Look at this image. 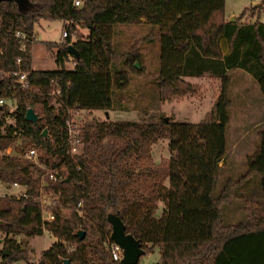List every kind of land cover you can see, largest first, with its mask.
<instances>
[{"label": "trees", "instance_id": "16d2710c", "mask_svg": "<svg viewBox=\"0 0 264 264\" xmlns=\"http://www.w3.org/2000/svg\"><path fill=\"white\" fill-rule=\"evenodd\" d=\"M263 4L261 0L252 7L256 15ZM246 12L230 21L224 0H81L78 7L72 0L0 2V93L18 99L11 113L0 107V181L27 188L26 198H0V264H32L14 236L39 237L44 232L56 241L40 252L39 264H120L108 249L109 214L140 243L143 255L157 248L156 264H264V204L246 202L243 220L235 224H226L220 210L231 206L235 190L251 176L259 178L264 194V125L245 156L244 174L221 179L231 72L251 77L264 103V23L257 21L258 15L254 22L241 20ZM42 20L60 21L66 34L60 43H44L56 49L53 71L30 68L34 28ZM141 23L149 27L147 33L126 51L115 50V26ZM15 32L30 41L24 51ZM143 43L158 46V82L162 77L218 80L216 123L88 117L111 108L113 90H123L129 75L144 74L139 50ZM69 46L76 56L68 54ZM68 55L70 69L64 67ZM17 70L26 73L25 91L8 89L15 85ZM52 89L59 91L58 100L50 96ZM66 108L83 114L82 146L72 157L65 148ZM27 109L36 115V124L24 119ZM158 140L167 141L171 155L155 164L151 146ZM9 148L16 153L32 148L39 162L65 168V178L48 186L58 195L52 221L41 222L38 204L30 199L37 186L30 161L6 155ZM78 203L81 217L75 213ZM158 203L163 208L156 217ZM62 242L72 249L67 251Z\"/></svg>", "mask_w": 264, "mask_h": 264}, {"label": "rangeland", "instance_id": "374dc122", "mask_svg": "<svg viewBox=\"0 0 264 264\" xmlns=\"http://www.w3.org/2000/svg\"><path fill=\"white\" fill-rule=\"evenodd\" d=\"M261 4V0H224L225 18H236L243 9H247L241 20L264 23V4L256 15L252 7ZM251 15V16H249ZM148 26L116 25L113 47L119 52L126 51L131 44L144 36ZM63 24L60 21H39L34 28L35 39L31 45L30 68L33 71L56 70L54 54L56 49H47L44 43L62 42L61 32ZM84 36L86 31L80 30ZM72 38L71 41H73ZM223 47V44H221ZM142 58V76L129 75L123 90L114 89L111 94V108L107 112L93 111L89 118L109 120L113 122L135 121L149 123L167 118L172 122L189 124H205L213 122L217 107H219V82L217 79L204 76L202 78L164 79L157 81V67L159 61V49L156 43H143L139 46ZM66 69L71 68L69 60L64 64ZM139 67V66H138ZM140 70V67L139 69ZM137 70V71H138ZM229 109V125L226 130L227 151L222 160L221 179L232 178L236 180L244 174L245 156L251 153L257 144L256 132L264 125V103L255 81L239 72H231ZM218 112V111H217ZM105 113L107 117H105ZM217 116V113H216ZM83 114H79L81 123ZM10 122V121H9ZM217 122V117L214 121ZM10 155H17L13 149ZM5 154H7L5 152ZM170 153L167 150V141L158 140L151 146V156L155 164L168 159ZM51 199L48 194L46 200ZM252 201L264 204V194L260 190L259 178L249 177L235 190V198L230 207H221V215L226 224H235L243 220V206ZM163 208L158 203L155 216L159 217ZM4 235L0 233V247ZM16 242L25 247L29 252L30 262L37 264L40 252L46 250L54 241L49 233L39 237L14 236ZM158 250L154 247L147 255L139 258V264H156L158 262ZM22 264V263H21Z\"/></svg>", "mask_w": 264, "mask_h": 264}, {"label": "built area", "instance_id": "2783aa9c", "mask_svg": "<svg viewBox=\"0 0 264 264\" xmlns=\"http://www.w3.org/2000/svg\"><path fill=\"white\" fill-rule=\"evenodd\" d=\"M72 5L78 7L81 5V0H72ZM65 31L61 32V38L65 37ZM14 37L19 41V50H25V43L30 41L21 32H15ZM1 54V52H0ZM69 60L71 68L73 67L72 58L68 55L67 61ZM66 61V62H67ZM65 62V64H66ZM19 61H15V65H18ZM17 80H15V85L8 87L9 90L15 91H25L28 89V83L26 82V73L17 70ZM50 96L54 100H58L59 91L57 89H52ZM18 99L14 97H9L0 93V107L5 108L9 113L13 112L17 108ZM81 112L77 109H65V119L63 122V128L65 132V148L68 157L77 155L80 152L82 142L80 135V123L78 116ZM10 148L5 152L6 155H10ZM18 158H23L29 160L31 163V172L33 177L37 179V186L35 192L30 196V199L38 204L39 215L41 222H49L53 220V213L51 209L57 205L56 193H53L48 189L49 184H56L65 178V168L63 165L58 167H52L51 165H45L38 161L36 151L32 148L25 150L24 152L17 153V155H12ZM27 188L18 183L3 184L0 181V198L11 197L14 199L26 198ZM51 196V199L46 200L47 195ZM81 203H78L75 208V213L77 216H82ZM62 245L70 251L72 248L67 247L66 243L62 242ZM110 256L113 261L119 262L121 259V249L113 244L112 242L108 245ZM39 264V263H37Z\"/></svg>", "mask_w": 264, "mask_h": 264}, {"label": "water", "instance_id": "95a60500", "mask_svg": "<svg viewBox=\"0 0 264 264\" xmlns=\"http://www.w3.org/2000/svg\"><path fill=\"white\" fill-rule=\"evenodd\" d=\"M2 1H6V0H0V2ZM229 20L232 21L233 18H230ZM67 51H68V54L76 56L73 49L70 46L67 47ZM133 66L136 70L139 69L136 63ZM105 117H107L106 113H105ZM24 119L27 122H30L32 124L37 123V117L31 109L26 110ZM163 120L167 122L166 117L163 118ZM42 134L45 135V131H43ZM106 219L111 228L110 240L113 244L118 246L122 252L119 263L120 264H137L139 258L143 256L144 254V251L140 243L135 241L130 235L124 232V228L117 217H115L112 214H109L107 215ZM76 236L79 239H82L83 233L81 231H78L76 232ZM64 262L66 263V261Z\"/></svg>", "mask_w": 264, "mask_h": 264}, {"label": "crops", "instance_id": "0c3cea01", "mask_svg": "<svg viewBox=\"0 0 264 264\" xmlns=\"http://www.w3.org/2000/svg\"><path fill=\"white\" fill-rule=\"evenodd\" d=\"M260 23V22H259ZM33 39H35V34L33 33ZM221 44H223V43H220V45ZM31 45H32V43H31ZM30 51H31V48H30ZM221 51H222V53H224L225 52V49L221 46ZM30 54H31V52H30ZM235 71H239V72H241V73H243V74H245L244 72H242V71H240V70H235ZM234 72V71H233ZM246 75V74H245ZM248 76V75H247ZM162 78H164V79H172V78H174V77H162ZM181 78H183V77H179V78H175V79H181ZM184 79H187V78H184ZM200 79V78H199ZM256 84V83H255ZM257 86V85H256ZM258 87V86H257ZM260 94V93H259ZM217 111H218V107H217V109H216V113H217ZM216 113H215V116H214V120H213V122H210V123H215L214 121H215V119H216ZM44 233H46V232H44ZM54 239V241H56L55 240V238H53ZM14 264H21V262H17V263H14Z\"/></svg>", "mask_w": 264, "mask_h": 264}]
</instances>
